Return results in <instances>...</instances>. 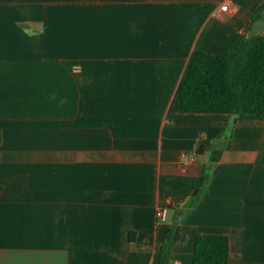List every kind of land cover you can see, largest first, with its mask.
<instances>
[{"label": "crops", "instance_id": "1", "mask_svg": "<svg viewBox=\"0 0 264 264\" xmlns=\"http://www.w3.org/2000/svg\"><path fill=\"white\" fill-rule=\"evenodd\" d=\"M262 4L0 0V264H158L176 218L168 264H194L199 233L264 264V121L172 109L196 51L264 35Z\"/></svg>", "mask_w": 264, "mask_h": 264}, {"label": "trees", "instance_id": "2", "mask_svg": "<svg viewBox=\"0 0 264 264\" xmlns=\"http://www.w3.org/2000/svg\"><path fill=\"white\" fill-rule=\"evenodd\" d=\"M264 4L252 14L258 15ZM173 111L179 113H219L252 115L264 121V35L236 34L221 54L196 51L174 99ZM1 142V131H0ZM210 150L208 163L202 169L193 192L187 196L181 212L193 208L206 190L211 169L219 160L223 147L196 145L201 153ZM1 189V187H0ZM180 238L178 218L164 228L159 246L158 264H168L172 249ZM229 241L224 234L199 233L195 236L194 264H226Z\"/></svg>", "mask_w": 264, "mask_h": 264}, {"label": "built area", "instance_id": "3", "mask_svg": "<svg viewBox=\"0 0 264 264\" xmlns=\"http://www.w3.org/2000/svg\"><path fill=\"white\" fill-rule=\"evenodd\" d=\"M227 9H228V6L226 4H223L218 9L215 10V15L220 17L223 12L227 11ZM166 210H167L166 206L157 208V211H156L157 221L163 222L165 220Z\"/></svg>", "mask_w": 264, "mask_h": 264}]
</instances>
